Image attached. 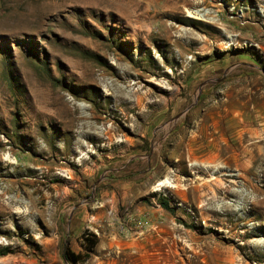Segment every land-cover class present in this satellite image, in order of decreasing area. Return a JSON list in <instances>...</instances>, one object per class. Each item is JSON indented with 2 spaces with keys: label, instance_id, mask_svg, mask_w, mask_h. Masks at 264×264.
Segmentation results:
<instances>
[{
  "label": "rangeland",
  "instance_id": "1",
  "mask_svg": "<svg viewBox=\"0 0 264 264\" xmlns=\"http://www.w3.org/2000/svg\"><path fill=\"white\" fill-rule=\"evenodd\" d=\"M263 156L264 0H0V264H264Z\"/></svg>",
  "mask_w": 264,
  "mask_h": 264
},
{
  "label": "crops",
  "instance_id": "2",
  "mask_svg": "<svg viewBox=\"0 0 264 264\" xmlns=\"http://www.w3.org/2000/svg\"><path fill=\"white\" fill-rule=\"evenodd\" d=\"M79 249L82 251L81 239ZM148 249L146 242L141 240H99L95 253L87 257L85 262L80 261L77 264H135V253L145 252ZM109 250L110 253H113L111 256H108ZM80 251L73 250L76 254H79ZM166 257L168 256L166 255Z\"/></svg>",
  "mask_w": 264,
  "mask_h": 264
},
{
  "label": "trees",
  "instance_id": "3",
  "mask_svg": "<svg viewBox=\"0 0 264 264\" xmlns=\"http://www.w3.org/2000/svg\"><path fill=\"white\" fill-rule=\"evenodd\" d=\"M160 203L162 207H164L166 210L170 212H174L166 200L163 199L161 200ZM98 243H99V238L96 234L88 230L84 231L81 235V247L83 252L76 254L75 252L67 248L64 251L65 261L68 262L69 264H77L80 261L85 262L87 257L95 253ZM5 254H7V250L0 252V255H5Z\"/></svg>",
  "mask_w": 264,
  "mask_h": 264
},
{
  "label": "bare ground",
  "instance_id": "4",
  "mask_svg": "<svg viewBox=\"0 0 264 264\" xmlns=\"http://www.w3.org/2000/svg\"><path fill=\"white\" fill-rule=\"evenodd\" d=\"M113 3V2H112ZM116 7H118L119 9H122V11H123V14H125V13H128L129 15H130V13L133 11L132 10V7H131V5H129V4H125V3H113ZM133 9H135V8H133ZM188 16L189 17H192V18H195V19H201V20H205V18H204V15L203 14H201V13H196V14H192V13H190V14H188ZM214 134V133H213ZM218 134V133H217ZM216 134V135H217ZM241 135V134H240ZM210 136H211V134H210ZM209 136V137H210ZM252 136H254V135H252ZM212 137V136H211ZM214 137V136H213ZM217 137V136H216ZM241 137V136H240ZM246 137V136H245ZM218 138V137H217ZM247 138V137H246ZM251 138V137H250ZM254 138H255V136H254ZM216 139V138H215ZM252 140V139H251ZM259 140V139H258ZM197 141V140H196ZM262 141V140H261ZM213 142V141H212ZM220 142V141H219ZM245 142V141H244ZM247 142V141H246ZM254 142H256V143H258L257 142V140L256 141H254ZM206 143V142H205ZM229 143H230V140H229ZM249 142H247V144H248ZM207 144V143H206ZM223 144V143H222ZM263 144V143H262ZM246 145V144H245ZM233 146V145H232ZM231 146V147H232ZM256 146V145H255ZM245 148V147H244ZM223 149H225V150H227L226 148H223ZM243 149V148H242ZM250 149V148H249ZM253 149V148H252ZM252 149H250V150H252ZM250 150H247V153L249 152L251 155H252V151H250ZM220 151V150H219ZM222 151V150H221ZM254 152H255V150H253ZM227 152V151H226ZM237 152V151H236ZM221 153V152H220ZM246 153V152H245ZM243 155H244V153H242ZM238 156V155H237ZM254 155H252V157H253ZM264 157V156H263ZM250 158V157H249ZM237 160V159H236ZM240 160V159H239ZM255 160V159H254ZM263 161H264V158H263ZM240 163V162H239ZM238 164V163H237ZM262 164V163H261ZM245 165H247V164H245ZM244 165V166H245ZM239 166V165H238ZM237 166V167H238ZM241 167V166H240ZM249 167V166H248ZM251 167V166H250ZM249 167V168H250ZM243 168V167H242ZM241 169V168H240ZM243 169H245V168H243ZM242 170V169H241ZM249 170V169H248ZM262 171H264L263 169H262ZM264 173V172H263ZM162 184H164V182L162 183ZM252 188V187H251ZM259 192V190L258 189H256L255 190V192ZM226 192V191H225ZM254 193V192H253ZM227 194H228V192H227ZM235 194V193H234ZM225 197H226V195H225ZM1 204V203H0ZM9 204V203H8ZM11 206V205H10ZM13 206V205H12ZM223 207H222V209L225 211V212H227L228 210H229V208H231V206L230 205H228L227 203H224L223 205H222ZM263 207L264 206V196H260L259 197V194L257 193V197H255L253 200H252V204H251V208H258V207ZM242 208V207H241ZM10 209H11V207H10ZM232 210V209H231ZM237 210V209H236Z\"/></svg>",
  "mask_w": 264,
  "mask_h": 264
},
{
  "label": "built area",
  "instance_id": "5",
  "mask_svg": "<svg viewBox=\"0 0 264 264\" xmlns=\"http://www.w3.org/2000/svg\"><path fill=\"white\" fill-rule=\"evenodd\" d=\"M129 219L134 220L132 218V216H130ZM97 221L98 220H97L95 214L90 215V217L88 218V225H89V229H90L89 231L90 232H93L96 235H99V225H97ZM134 221H136V219ZM130 230H131V228L128 225H124L122 227V231L123 232H129ZM134 232L138 233L139 230L138 229H135Z\"/></svg>",
  "mask_w": 264,
  "mask_h": 264
}]
</instances>
